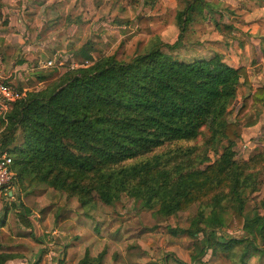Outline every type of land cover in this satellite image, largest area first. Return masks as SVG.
Here are the masks:
<instances>
[{"label":"trees","instance_id":"16d2710c","mask_svg":"<svg viewBox=\"0 0 264 264\" xmlns=\"http://www.w3.org/2000/svg\"><path fill=\"white\" fill-rule=\"evenodd\" d=\"M204 3L193 0L176 13L175 44L151 38L143 54L129 61L115 55L95 60L93 44H85L76 53L77 68L70 69L74 60L63 62L45 89L13 105L1 120L0 150L11 157L17 179L46 184L83 207L93 194L107 206L125 196L163 217L203 204L209 215L194 217L184 232L201 234L205 250L245 244L263 256L258 242H264V215L247 211V203L258 191L256 169L264 166V150L239 162L234 148L243 132L241 121L253 107H264V86L252 87L247 70L228 66L219 54L188 62L163 52L178 47L190 13L203 12ZM137 21L138 32L150 35L149 20L139 16ZM215 28L231 31L220 24ZM241 80L249 92L228 121ZM209 152L216 157L212 164ZM22 209L27 219L30 212ZM228 214L243 238L218 235ZM26 226L32 227L28 221ZM8 259L0 255V264ZM79 264L100 263L86 257Z\"/></svg>","mask_w":264,"mask_h":264},{"label":"rangeland","instance_id":"374dc122","mask_svg":"<svg viewBox=\"0 0 264 264\" xmlns=\"http://www.w3.org/2000/svg\"><path fill=\"white\" fill-rule=\"evenodd\" d=\"M150 1L30 0L22 18L31 23V33L37 31L35 23H43L38 35L49 42L48 52L58 51L64 63L76 62L77 51L88 42L94 46L92 56L95 60L115 55L118 60L129 61L143 54L151 38L158 37L166 44H175L179 33L176 12L185 9L193 0H176L175 11L168 7V1V4L163 0H153L152 4ZM233 1L238 5H249L252 11L264 10V0ZM208 2L213 6L222 4L220 0ZM231 13L234 22L245 23V14L240 10ZM139 16L149 20L150 35L138 32ZM261 20L260 24H251L253 30L245 35L247 40L258 32L264 35V18ZM212 28L210 24L197 25L193 20L176 49H163L165 56L172 60H188L189 50L199 42L198 35L210 34L211 30L214 33ZM250 43L254 47V43ZM253 56L250 67V73L254 72L253 84L262 85L264 58L260 61ZM57 69L56 66L46 70L48 76L54 77ZM241 91L237 88L238 97ZM239 107L240 101L231 104L228 121L234 120ZM241 124L243 132L234 148L235 159L247 162L264 150V107H253ZM2 131L0 119V144ZM168 148L166 145L163 150ZM208 156L209 164H212L216 157L211 152ZM263 167L256 169L260 184L258 191L249 195L247 203V211H253L256 216L264 215ZM14 194V200L0 194V216H4L0 222V255L9 258L4 264H58L59 261L61 264H79L86 257L90 263L97 261L100 264H264V255L245 244L236 245L229 251H221L218 246L205 250L201 234L191 237L184 232L190 228L194 217L209 215L211 209L203 204L196 203L174 216L163 217L125 196L113 206H107L93 194L91 203L83 207L77 198L27 178H16ZM22 208L30 212L27 219L21 217ZM26 221L32 225L31 229L27 228ZM218 235L243 238V232L231 214ZM258 247L264 250V242H258Z\"/></svg>","mask_w":264,"mask_h":264},{"label":"crops","instance_id":"0c3cea01","mask_svg":"<svg viewBox=\"0 0 264 264\" xmlns=\"http://www.w3.org/2000/svg\"><path fill=\"white\" fill-rule=\"evenodd\" d=\"M163 1L165 3L168 1V7L173 11L178 7L176 0ZM203 1L205 3L200 6L203 12H200L199 8L192 11L190 13L191 16L189 15V25L193 24V20L197 25L210 24L213 26L214 33L209 30L210 34L198 35L199 42L194 49L189 50L187 54L188 60L183 61L208 60L215 54H219L223 62L228 66L235 69L244 67L248 73L249 84H253L255 79L254 72L250 73V67L254 60L253 54L256 55L257 60L263 61L264 35L258 32L256 33L258 34L256 38V34L251 35L249 40L246 39L245 35L252 33V23H261V19L264 18V10L260 12L258 11L260 8H258L252 11L249 5H238L233 0H220L222 4L218 3L216 6L209 5L208 0ZM28 5H30V0H0V73L8 78V83L12 87L24 93V95L32 91L43 90L55 80L56 74L54 77L48 76L49 74H47L46 70L49 68H43V65L51 61L56 53H59L58 51H53V49L52 52H48L47 43L49 42L41 34L38 35L43 23H35L37 31L31 33V23L27 19L22 18L24 15L23 11ZM217 6L219 9H215ZM209 9L212 11L210 12ZM237 10L245 14L243 17L244 26L240 21L234 22L235 17L232 16L231 11ZM256 11L258 12L255 14ZM214 13L218 14L215 15ZM256 17H258L257 20H255ZM5 22L7 23L5 24ZM215 24L230 27V33L218 32ZM236 28L240 29V31ZM211 33L212 36H210ZM250 42L254 43V47ZM248 86L243 83V80L240 81L239 87L242 91L239 97L237 95L236 103L237 101L241 103L242 99L248 94ZM259 86H264V83L262 85L253 84L252 87L256 88Z\"/></svg>","mask_w":264,"mask_h":264},{"label":"built area","instance_id":"2783aa9c","mask_svg":"<svg viewBox=\"0 0 264 264\" xmlns=\"http://www.w3.org/2000/svg\"><path fill=\"white\" fill-rule=\"evenodd\" d=\"M60 53H56L51 61L46 62L43 68H53L62 65ZM80 64L74 62L70 69L74 70ZM25 97L24 93L16 90L8 83V78L0 73V119L6 121V117L11 111L13 105ZM246 148V147H244ZM11 157L6 152H0V194L5 198L13 200L16 177L11 167Z\"/></svg>","mask_w":264,"mask_h":264}]
</instances>
